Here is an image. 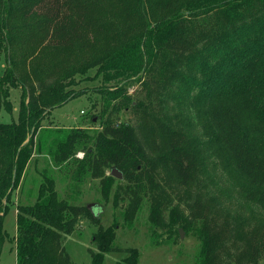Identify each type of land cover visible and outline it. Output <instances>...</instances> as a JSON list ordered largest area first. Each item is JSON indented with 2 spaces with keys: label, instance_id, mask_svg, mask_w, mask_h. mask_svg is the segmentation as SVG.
<instances>
[{
  "label": "trees",
  "instance_id": "obj_1",
  "mask_svg": "<svg viewBox=\"0 0 264 264\" xmlns=\"http://www.w3.org/2000/svg\"><path fill=\"white\" fill-rule=\"evenodd\" d=\"M0 105L21 90L16 119L0 120V255L15 264H76L62 239L88 206L60 197L49 164L78 193L89 177H122L124 222L147 201L154 222L191 229L201 264H258L264 254V0H0ZM97 67L98 128L43 126L48 109L78 95L65 80ZM136 83L133 92L129 87ZM129 109L132 118L118 121ZM94 117V115H92ZM83 151L81 158L75 156ZM48 156L35 198L2 225L33 153ZM113 179V178H112ZM102 264L113 227L94 232ZM125 258L137 262L138 250Z\"/></svg>",
  "mask_w": 264,
  "mask_h": 264
},
{
  "label": "rangeland",
  "instance_id": "obj_2",
  "mask_svg": "<svg viewBox=\"0 0 264 264\" xmlns=\"http://www.w3.org/2000/svg\"><path fill=\"white\" fill-rule=\"evenodd\" d=\"M5 52L0 51V66L5 65ZM64 91L78 92V95L69 98L55 107L48 109L43 115L41 124L50 128L83 127L89 133L98 128L99 114L103 105L102 88L112 81L105 79L104 73L97 67L84 68L81 72L70 75L65 83ZM136 83L130 85L129 92H133ZM21 90L19 87L11 88L7 99L11 105H0V120L10 122L16 119ZM94 115V117H92ZM132 114L129 109L118 113V121L130 120ZM82 150L75 156L81 158ZM48 156L43 152L33 153L27 165L26 172L20 185L12 192V203L6 211L2 225L8 232L10 239L16 231L15 205L16 202L29 203L35 198L36 190L41 179L39 170L45 166ZM55 177V188L60 197L68 199L76 205H87L94 216L80 217L74 230L65 235L62 244L69 253L71 260L76 264H90L91 254L96 252L94 232L99 226L103 229L113 227L114 238L112 245L120 248L119 251H108L103 254L102 264H130L125 258L130 252L127 248L138 250L135 264H201L197 258L200 250V241L191 229H183L177 225L175 231H169L164 226L154 222L150 215L147 201L135 206L130 222L123 220L122 212L126 200L114 203V195L118 184H122L121 177L110 173V168L104 169V175L112 178L85 177L79 184V192L74 193L73 182L69 173H61L57 165L49 164ZM181 229L182 236L179 234ZM0 264H15V249L13 241H5L0 255ZM132 264V263H131ZM264 264V254L259 263Z\"/></svg>",
  "mask_w": 264,
  "mask_h": 264
},
{
  "label": "water",
  "instance_id": "obj_3",
  "mask_svg": "<svg viewBox=\"0 0 264 264\" xmlns=\"http://www.w3.org/2000/svg\"><path fill=\"white\" fill-rule=\"evenodd\" d=\"M110 173L112 175L116 176V177H122L121 172L117 168H115V167L111 168ZM179 234H180V236H182L181 229H179Z\"/></svg>",
  "mask_w": 264,
  "mask_h": 264
}]
</instances>
